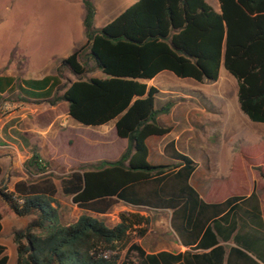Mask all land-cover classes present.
<instances>
[{
  "label": "trees",
  "instance_id": "1",
  "mask_svg": "<svg viewBox=\"0 0 264 264\" xmlns=\"http://www.w3.org/2000/svg\"><path fill=\"white\" fill-rule=\"evenodd\" d=\"M218 2L220 11L205 0H137L97 28L92 2L82 0L85 41L59 61L54 73L39 79L0 76V92L22 102L64 101L68 115L86 126L115 120L116 134L127 140L116 160L82 163L60 179V193L71 196L81 210L67 224L61 221L50 164L32 151L23 162L28 177L10 192L0 187V204L7 212L34 215L13 232L15 264H127L120 262L119 252L148 231L149 217L122 211L118 222L108 226L89 212L103 214L116 200L161 204L157 193L143 191V185L162 181L177 166L147 159V138L171 130L158 117L169 113L174 101L161 102L158 89L144 80L168 70L199 83L214 82L223 67L237 81L241 112L264 124V0ZM63 70L75 79L62 83ZM95 70L104 76H90ZM6 100L0 95V103ZM175 155L184 163V189L197 196L187 184L195 163ZM239 198L230 197L219 207ZM7 260L0 244V264Z\"/></svg>",
  "mask_w": 264,
  "mask_h": 264
},
{
  "label": "crops",
  "instance_id": "2",
  "mask_svg": "<svg viewBox=\"0 0 264 264\" xmlns=\"http://www.w3.org/2000/svg\"><path fill=\"white\" fill-rule=\"evenodd\" d=\"M102 1L103 5L106 4L108 7L104 8L105 11L101 9L98 12L104 14V17L107 15L103 20L102 26H104L137 0ZM207 2L216 11H220L218 0H207ZM94 26L102 27L96 24ZM98 72L99 74L93 76L101 77L100 71ZM167 72L170 71H162L153 78L143 81L148 86L157 88L158 94L162 91L168 92L166 93L169 96L168 100L174 101L170 112L158 117L160 124L171 126L170 132L162 136H150L146 140L149 150L147 159L151 164L177 165L162 181L158 183L150 181L143 185V191L149 189L157 193L161 204L142 206L116 200L103 214L89 213L94 217L113 214L115 223L118 222V214L122 211H137L149 217L148 231L124 247L120 262L125 261L127 264H264V193L262 192L264 179L261 173L245 160V166L249 171L247 188L241 185L232 190H221V184L218 183L220 179L217 176L218 171L213 166L211 157L203 149L201 151L204 153V158L200 160L193 152H190L193 143L191 133L198 127L204 126L197 113L207 112L205 103L179 100L181 97L177 93L179 91L177 86L180 85L175 82L164 83L158 79ZM29 73L28 76L21 77L0 72V76L39 79L51 74L36 71ZM189 90L199 93L195 86L190 87ZM0 95L5 98L9 96L6 90L0 92ZM203 99L212 100L211 98ZM15 102L17 104L11 107H6L7 101L0 103V111L6 108L1 112L3 118L0 117V167L2 169L0 187L5 186L6 191H12L17 181L28 177L24 172L23 162L33 150L50 164V171L54 174L52 179L57 187V198L60 192V179L63 176L82 163L102 159L116 160L127 146V140L116 134L115 120L98 126H86L68 115L66 103L64 110L60 111L59 104L50 105L44 101L17 100ZM215 104L218 105L216 102ZM181 106L185 107V112L180 119L176 109L178 110ZM223 106L229 107L226 97L221 100L220 109ZM181 110L180 108V113ZM191 113H193L192 116ZM164 115L168 122H164ZM228 123H225L224 133L226 134L231 125L230 121ZM169 143L173 145H168ZM192 148L196 150L194 145ZM176 153L187 156L195 163L194 170L187 178V184L197 196L184 189L185 173H182L184 163L176 157ZM243 158L245 159L244 154ZM53 165L56 169L62 170V176L58 179L55 176L56 169L52 170ZM14 171H16L15 174ZM62 196L70 200L73 211H78L77 218L81 213L80 208L72 202L71 196ZM230 197L240 198L224 209L219 207ZM57 200L61 202L58 198ZM61 204L65 203L63 201L60 203V209ZM0 206L4 209V212H0L1 234L7 230L4 226L5 216L11 217L14 214L7 212L2 204ZM29 216L34 217V215L21 216L22 222H14L11 217L13 223L18 225L15 230L30 222ZM131 244L138 248H130Z\"/></svg>",
  "mask_w": 264,
  "mask_h": 264
},
{
  "label": "rangeland",
  "instance_id": "3",
  "mask_svg": "<svg viewBox=\"0 0 264 264\" xmlns=\"http://www.w3.org/2000/svg\"><path fill=\"white\" fill-rule=\"evenodd\" d=\"M90 1L94 7L93 24L102 26L107 15L104 17V14L98 12L101 9L105 11L108 7L106 4L103 5L102 0ZM83 17L82 0H0V72L21 77L28 76L30 71L43 74L54 73L59 61L84 42ZM96 74H99L97 70L89 75ZM100 74L103 77L101 72ZM63 75L62 83L75 79L67 70H63ZM158 79L164 83L175 82L180 85L177 86L179 90L177 93L181 97L179 100L205 103L207 112L197 113L204 126L198 127L191 133L193 143L190 152H193L199 158L198 160L204 158L203 151L211 157V162L218 171L217 176L220 178L218 183L221 184V190H232L241 185L247 188L249 171L245 166L246 161L252 164V167L258 170L264 179V124L252 122L239 109L236 97L237 81L234 77L221 67L219 76L214 82L199 83L191 79L178 78L170 72ZM194 86L198 88L199 93L192 90L190 92V87ZM181 91L186 93L182 94ZM166 93L168 92L162 91L158 94L161 102L169 99ZM201 96L212 100L203 99ZM225 97L229 107L223 106L222 110L220 104ZM6 99L8 104L6 107L17 104L14 94H10ZM57 104L60 111L64 110V101H59ZM184 108L181 106L178 110L176 109L180 119L184 115ZM5 109L0 111L1 119L3 118L1 112ZM167 120L164 115V122H168ZM229 121L231 125L226 134L224 133L225 123L229 124ZM192 145L196 147V150L192 148ZM53 169L55 170L56 166L53 165ZM56 171L55 176L58 179L62 176V170L56 169ZM56 183L59 185V181ZM262 192L264 193V189ZM57 198L65 203L61 204V220L71 222L76 218L78 211H73L70 200L64 198L60 192ZM0 212H4L1 206ZM11 217L14 222H22L20 217L14 215ZM11 217L5 216L4 226L7 230L0 234V242L6 246L8 256L6 264H14L16 260L13 232L18 225L13 223ZM96 217L103 219L108 226L115 224L113 214ZM28 218L32 219L33 216ZM23 226L21 225L20 228ZM123 253L124 248L119 254L123 255Z\"/></svg>",
  "mask_w": 264,
  "mask_h": 264
}]
</instances>
